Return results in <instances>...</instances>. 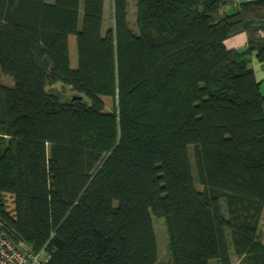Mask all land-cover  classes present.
<instances>
[{
  "label": "trees",
  "instance_id": "16d2710c",
  "mask_svg": "<svg viewBox=\"0 0 264 264\" xmlns=\"http://www.w3.org/2000/svg\"><path fill=\"white\" fill-rule=\"evenodd\" d=\"M104 3L0 0V233L49 264H171L154 215L175 264H264V0H136L137 32L113 0L106 34Z\"/></svg>",
  "mask_w": 264,
  "mask_h": 264
},
{
  "label": "rangeland",
  "instance_id": "374dc122",
  "mask_svg": "<svg viewBox=\"0 0 264 264\" xmlns=\"http://www.w3.org/2000/svg\"><path fill=\"white\" fill-rule=\"evenodd\" d=\"M54 1L55 0H46V2L48 3H53ZM106 5H107L106 6L107 9L105 11L103 28H102L103 34H106L108 29L114 27V18H113V14L110 8L111 4L110 2L107 1ZM83 6H84V0H81V10H80L81 17L83 16ZM128 21H129V24L132 30L134 32H137L138 26H137L136 0H128ZM228 46H230V44H228ZM2 84L11 86V85H14V80L10 76L4 74L0 70V85ZM49 88L50 87H48V89ZM54 88H58L63 91L65 90L64 93L70 98H72L73 94H75L73 91L69 90L68 88H63L61 83L57 84L56 87ZM104 100L106 102V111L108 112L113 111L115 106L117 105V102H115L110 97H104ZM189 152H190V159H191L192 167H193V173L195 175L196 185L198 188H201V184L199 183L198 178L196 176L197 173H196V168H195V149L193 146H190ZM152 220H153L156 241H157V251H158L157 261L159 263L175 264L171 260V255H170V251L168 248V235H167V229H166V224H165V218L152 215ZM262 227H264V223L262 224L260 228L261 229L260 235L262 238H264V232H263L264 228ZM231 260H232V264H239V258L235 254H232Z\"/></svg>",
  "mask_w": 264,
  "mask_h": 264
},
{
  "label": "built area",
  "instance_id": "2783aa9c",
  "mask_svg": "<svg viewBox=\"0 0 264 264\" xmlns=\"http://www.w3.org/2000/svg\"><path fill=\"white\" fill-rule=\"evenodd\" d=\"M241 0H233L236 5ZM264 35V32H262ZM50 254L45 248L37 251L31 246L18 249L2 233H0V264H49Z\"/></svg>",
  "mask_w": 264,
  "mask_h": 264
},
{
  "label": "crops",
  "instance_id": "0c3cea01",
  "mask_svg": "<svg viewBox=\"0 0 264 264\" xmlns=\"http://www.w3.org/2000/svg\"><path fill=\"white\" fill-rule=\"evenodd\" d=\"M107 1L110 2L111 4V11L113 14V0H105L104 3V16H105V11H106V4ZM225 44L228 48H235L238 50H244L246 48L247 45V34L245 32L239 33L235 36L230 37L229 39H227L225 41ZM228 44H230V46H228ZM249 66L254 70L257 79L261 82V89L262 92L264 94V62H259L257 60V58L255 56L251 57V62L249 63ZM264 223V212L262 215V220H261V224L260 227L262 226V224ZM264 228V227H262ZM264 232V231H263Z\"/></svg>",
  "mask_w": 264,
  "mask_h": 264
},
{
  "label": "water",
  "instance_id": "95a60500",
  "mask_svg": "<svg viewBox=\"0 0 264 264\" xmlns=\"http://www.w3.org/2000/svg\"><path fill=\"white\" fill-rule=\"evenodd\" d=\"M72 98H73V99H81V98H82V96H77V95H74Z\"/></svg>",
  "mask_w": 264,
  "mask_h": 264
}]
</instances>
